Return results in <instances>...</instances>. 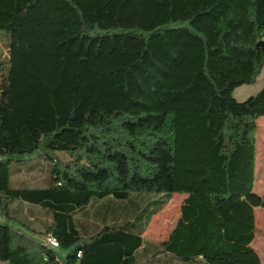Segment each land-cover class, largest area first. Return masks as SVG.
Listing matches in <instances>:
<instances>
[{
  "label": "trees",
  "instance_id": "16d2710c",
  "mask_svg": "<svg viewBox=\"0 0 264 264\" xmlns=\"http://www.w3.org/2000/svg\"><path fill=\"white\" fill-rule=\"evenodd\" d=\"M0 34L10 40L0 216L15 221L9 206L19 201L49 218L26 225L30 235L0 225V261L262 264L252 245L264 209L254 192L264 86L242 102L233 94L264 69V0H0ZM41 150L49 183L12 187L20 170L4 158ZM144 193L156 196L133 222L79 230L75 217L90 204ZM178 193L186 197L168 239L146 243Z\"/></svg>",
  "mask_w": 264,
  "mask_h": 264
},
{
  "label": "rangeland",
  "instance_id": "374dc122",
  "mask_svg": "<svg viewBox=\"0 0 264 264\" xmlns=\"http://www.w3.org/2000/svg\"><path fill=\"white\" fill-rule=\"evenodd\" d=\"M9 43L10 40L8 35L0 34V83L8 75ZM263 86L264 69L262 74L253 84H246L237 88L233 95L239 102H242L248 97L258 93ZM255 141L256 181L254 192L258 195H264V116L257 120ZM43 154L44 153L41 150L33 155H28L22 158L21 162H18L20 159L18 157L4 158L5 160L12 159L13 170H20V172L11 179L12 187L37 188L44 187L46 183H49L50 167ZM58 156H60V159L63 161L68 160V157L61 155V153H58ZM142 195L144 197L138 199L131 198L128 204L115 202L114 204L109 203L103 206V202L105 201L100 202L99 206H96L94 203L90 204L75 217L79 230L82 231V229H84L83 233H85V235H94L104 225H123L126 222H133L136 219V215L140 214L143 208H145L146 203L156 196L151 193H144ZM185 197V194H175L169 204L159 214L153 217L146 232L143 234L146 243L159 245L168 239L180 216V207ZM9 208L11 216L15 218V221L9 220L5 216H0V225L11 223L13 228L20 230L25 234H29V229L26 225H30L37 230L42 229L41 222L48 221L49 219L39 207H33L23 202L15 201L10 204ZM155 208V206L146 207L145 213H147V211L152 212ZM27 209L30 211L27 212ZM34 214L36 221H31V216ZM255 219L256 230L253 248L258 253L262 264H264V209H255ZM24 224L25 226H23ZM57 252L59 253L60 260L64 262L67 252L61 249H57ZM172 260H174V258H163L160 264H172L174 262L176 264H192L181 261L172 262ZM0 264L7 263L0 261Z\"/></svg>",
  "mask_w": 264,
  "mask_h": 264
},
{
  "label": "built area",
  "instance_id": "2783aa9c",
  "mask_svg": "<svg viewBox=\"0 0 264 264\" xmlns=\"http://www.w3.org/2000/svg\"><path fill=\"white\" fill-rule=\"evenodd\" d=\"M44 244L48 247H51V248H59V243L57 242V240L52 237V236H47L45 239H44ZM81 255L78 254V257H80Z\"/></svg>",
  "mask_w": 264,
  "mask_h": 264
},
{
  "label": "water",
  "instance_id": "95a60500",
  "mask_svg": "<svg viewBox=\"0 0 264 264\" xmlns=\"http://www.w3.org/2000/svg\"><path fill=\"white\" fill-rule=\"evenodd\" d=\"M260 46H264V41L259 43Z\"/></svg>",
  "mask_w": 264,
  "mask_h": 264
},
{
  "label": "crops",
  "instance_id": "0c3cea01",
  "mask_svg": "<svg viewBox=\"0 0 264 264\" xmlns=\"http://www.w3.org/2000/svg\"><path fill=\"white\" fill-rule=\"evenodd\" d=\"M41 240V239H40ZM253 246V245H252Z\"/></svg>",
  "mask_w": 264,
  "mask_h": 264
}]
</instances>
